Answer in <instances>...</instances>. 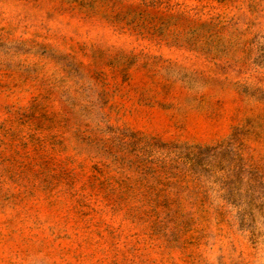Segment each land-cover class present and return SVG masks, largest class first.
Here are the masks:
<instances>
[{
    "label": "rangeland",
    "instance_id": "rangeland-1",
    "mask_svg": "<svg viewBox=\"0 0 264 264\" xmlns=\"http://www.w3.org/2000/svg\"><path fill=\"white\" fill-rule=\"evenodd\" d=\"M0 264H264V0H0Z\"/></svg>",
    "mask_w": 264,
    "mask_h": 264
}]
</instances>
